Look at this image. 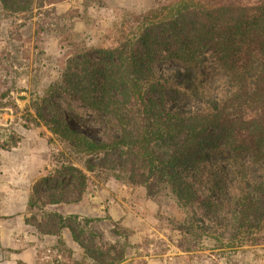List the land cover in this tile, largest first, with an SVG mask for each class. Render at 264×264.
<instances>
[{"label":"trees","instance_id":"trees-1","mask_svg":"<svg viewBox=\"0 0 264 264\" xmlns=\"http://www.w3.org/2000/svg\"><path fill=\"white\" fill-rule=\"evenodd\" d=\"M57 95L107 116L113 132L101 139L83 130ZM32 118L75 154L89 155L88 165L94 158V169L143 185L150 197L171 194L182 207L233 208L251 243L264 239V0H158L126 12L116 44L72 58ZM63 168L53 181L40 179L30 209L44 197L65 200L82 170Z\"/></svg>","mask_w":264,"mask_h":264},{"label":"rangeland","instance_id":"rangeland-1","mask_svg":"<svg viewBox=\"0 0 264 264\" xmlns=\"http://www.w3.org/2000/svg\"><path fill=\"white\" fill-rule=\"evenodd\" d=\"M157 2L0 0V142L21 137L11 149L0 148V264H264V239L251 243L233 208L214 214L182 207L171 194L150 197L143 185L94 169V158L88 165L89 155L75 154L33 121L72 58L115 45L124 14ZM54 102L93 136L113 132L107 116L68 95ZM66 165L82 172L65 188V200L44 197L30 209L40 179L53 181ZM74 232L97 257L86 255Z\"/></svg>","mask_w":264,"mask_h":264}]
</instances>
